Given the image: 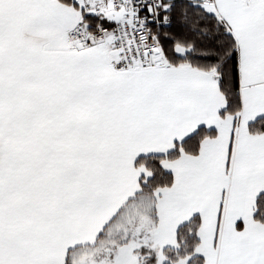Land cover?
<instances>
[{"label": "snow or ice", "instance_id": "snow-or-ice-1", "mask_svg": "<svg viewBox=\"0 0 264 264\" xmlns=\"http://www.w3.org/2000/svg\"><path fill=\"white\" fill-rule=\"evenodd\" d=\"M0 264H264V0H0Z\"/></svg>", "mask_w": 264, "mask_h": 264}]
</instances>
